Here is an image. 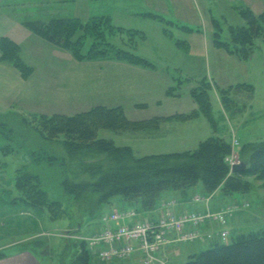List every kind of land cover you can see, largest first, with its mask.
Returning <instances> with one entry per match:
<instances>
[{
    "label": "rangeland",
    "instance_id": "obj_1",
    "mask_svg": "<svg viewBox=\"0 0 264 264\" xmlns=\"http://www.w3.org/2000/svg\"><path fill=\"white\" fill-rule=\"evenodd\" d=\"M181 2L180 5H175L173 2L165 5L160 1V4L156 5L155 1L152 2V0H0V37L9 36L12 39H14L13 37H19L22 41L28 39L23 32L28 30L24 25L26 21H48L52 18L72 17L87 23L96 16L111 15V20L116 27L120 26L134 30L144 29L143 31L150 37L147 43L152 47L159 45L157 42L160 41V37H165L160 34L162 25H165V27L170 26L173 41L162 39L172 47L174 53H168V57L175 61L176 58L182 55L173 48L174 43H178L180 40L179 44L184 43L186 45V41L189 45L191 44L192 53L204 55V48L201 47L202 44L199 39L204 36L202 31H208L207 29L211 25L214 29L213 36L216 27L215 19L219 21L222 28L221 37L223 40H230V27L246 25V21L241 14L242 10L240 11L241 7H246L247 3L245 1L181 0ZM251 4L252 8L260 13L258 10L262 6L261 2L251 0ZM178 8L182 9L186 17L177 13ZM146 10L160 13L166 16L168 20H175L176 23H164L158 18L144 17L142 12ZM178 24L183 25L178 28ZM182 26L191 27V30ZM206 31L205 34H207ZM102 32H104L103 28ZM134 36L130 38L129 33L116 30L113 31V34L102 35L98 39L89 37L88 40L94 39L97 44L103 45L107 41L115 48L135 51L137 50V44L133 49L131 45L136 38L137 43L141 39ZM210 56H213V54ZM198 59L199 61L194 66V73L201 70L205 74L207 72L206 62L200 58ZM216 61V59L209 58L208 64V73L218 77H216V81L213 82L214 86L210 90L216 135L231 141L232 153H235L236 159L242 162L240 156L242 145L246 142L264 140V39L260 37L256 40L253 54L248 59H242L243 64L239 66L240 69L227 62L224 68V71L227 72L225 75L222 69H218ZM96 65L98 64L96 63ZM211 65L215 70L212 69ZM57 66L62 67V65L52 64V67ZM75 71L77 72L76 69ZM79 72L86 74L94 72V70L82 63ZM103 73H106V71ZM178 77L181 76L178 75ZM183 77H186V75ZM244 77H248L253 83L254 96L249 97L248 91H243L241 94H232L231 100L223 105V102L219 99L220 89L222 88L220 86L227 87L228 85L224 84H228V82L239 83L246 80ZM181 79L184 80L182 77ZM208 79L212 82L211 78ZM66 110H71L69 114H74L72 108L69 107ZM63 112L66 113L67 111H61L60 113ZM39 115L37 113L25 114L20 112L0 114V122L10 123V127L17 132L14 133L16 136L12 139L0 133V147L9 146L13 148V151H8L9 153L6 154L3 151L0 152V251L13 256L24 250L23 255L21 253L20 256H22L18 259L21 264H65V262L71 260V254L75 250V245L72 246L70 240L78 241L83 237L90 236L96 227H92L93 229L87 228L90 224L84 221L82 228L77 231L76 220L71 223L73 221L72 217L61 214L62 208L60 206L58 210L54 208V211L52 207L31 206L20 197L19 191L16 190V170L26 167L40 176L42 187L48 192L50 200L62 202V205L69 203L68 195L65 193L62 184L64 172L61 165L50 163L47 160L36 161L31 150L38 149L48 155L65 158L68 166H70V175L73 177L74 173L80 171L76 159L71 158L72 154L66 151L64 135L52 136L48 132L44 133L47 134V136H44L41 133L37 123ZM98 137L112 139L119 145L129 143L117 131L107 128H100ZM233 137H237L240 143L235 145ZM131 143L135 144L134 141ZM103 157L104 155L99 154L83 159L94 162L102 161ZM83 173L82 177H85L90 172L84 169ZM249 179L253 183L250 191L236 192L231 196L237 200L226 197L227 200L220 206V208L230 210L228 223H226L230 235L227 239L218 238L221 242H232L242 232L264 229V178L251 175ZM199 189L200 187L195 188V190ZM121 199L120 195L114 196L109 203L105 204L103 212H109L112 203L119 204ZM80 202L77 200L73 203V209L75 208L78 219L79 215L83 218L84 214ZM241 210H243V213L237 219V222L232 221L236 212ZM90 222L94 224L92 226L96 225V220ZM229 226L231 229H229ZM219 229L221 227L217 229L213 226L209 231L214 233V237H217L216 233ZM230 230H232V233ZM90 232L92 233L90 234ZM22 245L24 247H20ZM176 245L184 248V251L186 247L194 245L201 251L211 247L212 239L196 240L188 243L178 242ZM91 252L92 261L90 264H110L96 259V254L93 251ZM188 259L189 257L183 254L179 259V264H184Z\"/></svg>",
    "mask_w": 264,
    "mask_h": 264
},
{
    "label": "trees",
    "instance_id": "obj_2",
    "mask_svg": "<svg viewBox=\"0 0 264 264\" xmlns=\"http://www.w3.org/2000/svg\"><path fill=\"white\" fill-rule=\"evenodd\" d=\"M240 11L246 25L230 27V40H223L222 28L215 19L213 40L216 46L242 59H248L255 50L256 40L260 37L264 39V11L256 13L249 6L241 7ZM148 15L164 23H172L159 13H148ZM24 25L48 42L70 50L79 60L114 56L136 64L152 65L133 50L115 48L107 41L104 45L94 41L102 35L113 34L116 30L129 33L130 38L134 35L135 38L144 37L141 31L116 27L111 17L107 15L96 16L87 23L78 18L62 17L48 21H26ZM183 27L191 30V27ZM89 37L94 39L88 40ZM136 44L137 38L131 45L132 49ZM0 60L16 66L24 78H28L33 73V67L21 56L20 44L9 36L0 37ZM179 84L181 83L169 87L168 94H174ZM243 86L254 90V86L249 83L237 85V87ZM212 87L209 80L203 79L197 86L191 88L190 94L199 107L185 114V117H195L203 113L214 123L210 101ZM232 89V86L220 89L224 104L231 100ZM37 123L42 134L50 132L52 136L64 135L66 151L72 154L71 158L76 159L80 171L74 173L73 177L70 175V166L65 158L48 155L38 149L31 150L34 160H47L61 165L64 172L62 184L69 203L62 205V202L50 200L48 192L42 187L40 176L26 167L16 170V190L31 206L52 207L53 211L54 208L58 210L60 206L61 214L72 217L71 223L76 220L77 231L82 228L84 221L90 224L87 228L93 227L94 224L90 221L97 218H100V226H104L103 215L113 212H103L105 204L116 195H120L126 202L138 204L142 209L147 210L153 209L166 191L187 192L200 187L199 192L207 196L215 191L231 196L236 192H247L252 189L253 183L249 176L257 175L259 178H264V140L246 142L242 145L240 156L246 162V167L241 171L233 172L227 161V157L232 154L231 141L224 137H209L201 141L193 150L142 157L136 156L131 146L118 145L112 139L98 137L100 128L118 131L137 126L139 122L129 120L122 107L98 106L72 115L40 114ZM9 124L5 121L0 122V133L12 139L17 132ZM1 151L6 154L9 153L8 151H13V148L0 147ZM99 154L104 155L102 161L89 162L83 159ZM82 169L89 170V175L82 177ZM77 200L81 201L80 205L84 213L83 218L79 215V219L75 208L73 209V203ZM70 242L72 246L75 245V250L71 254V260L65 264H90L92 252L88 242L83 238L78 241L72 239ZM5 255L6 253L0 251V260ZM184 264H264V229L239 233L235 240L228 243L216 239L212 241L211 247L192 254Z\"/></svg>",
    "mask_w": 264,
    "mask_h": 264
},
{
    "label": "crops",
    "instance_id": "obj_3",
    "mask_svg": "<svg viewBox=\"0 0 264 264\" xmlns=\"http://www.w3.org/2000/svg\"><path fill=\"white\" fill-rule=\"evenodd\" d=\"M153 1H155L156 5H159L160 1L165 5L169 4V2H173L175 5L182 4L181 0ZM240 1H245L247 3L246 6L250 8L253 7L251 0ZM257 1L262 4L258 11H264V1ZM142 13L144 14L142 16L154 19L155 17L148 15V13L157 12L146 10ZM177 13L185 16L180 8L177 9ZM211 18L215 19L214 17ZM172 23L175 24L176 21L173 20ZM181 25L178 24V28ZM143 30H138L144 33V37L140 38L141 41L137 43L135 52L151 62V66L132 63L114 56L79 60L70 50L48 42L29 29L27 31L24 30L23 32L28 39L22 41L19 37L13 38L20 44L21 56L27 64L33 67V73L28 78H24L16 66L10 62L0 60V114L6 115L20 112L25 114L72 115L69 114L71 110H66L69 107L72 108L74 114L88 111L98 106L122 107L129 120L139 123L135 128L115 131L120 136L122 135L125 141H129L128 144L120 145L131 146L134 154L138 157L193 150L198 147L201 141L212 136H218L216 135L215 124L205 114L200 113L195 117L184 116L199 107L190 94V90L197 86L201 80L207 78L212 79V82H210L214 86L213 82L216 81L217 76L215 77L213 74L210 75L208 73L209 58L217 60L218 69H222L225 75L227 72L224 71V68L227 62L240 69L239 66L243 64L242 59L226 49L216 46L212 36L214 30L212 25L207 29L208 31L205 30L207 34H205L204 30L202 31L204 36L199 39L202 44L201 47L204 48V55L192 53L191 44L189 45L187 41L186 45L184 43L179 44L180 40V42L174 43L173 48L182 55L176 58L175 61L168 57V53L173 52L172 47L162 39L173 41L170 26L165 27V25H162L160 34L165 37H160V41L157 42L159 45L156 47H152L147 43L150 37ZM192 33L194 32L192 31ZM211 54L213 56H210ZM198 58L206 62L205 68L207 72L205 74L201 70L194 73V66L199 61ZM82 63L86 67L93 69L94 72L86 74L79 72ZM52 64L62 65V67H52ZM211 67L215 70L212 65ZM104 71L106 73H103ZM184 75L186 77H183ZM244 78L246 80L239 83L228 82V84H224L228 85L227 87H220L228 88L232 86V94H241L243 91H248V96L252 97L255 94V88L254 90H249L244 86L237 87L238 84L243 83L253 85L248 77ZM178 82L181 83L178 85V90L174 94H168L169 87L176 86ZM219 99L222 101L220 94ZM223 105L225 104L223 103ZM61 111L67 112L60 113ZM132 141L135 144L131 143ZM197 192L199 190H195V188L187 192L166 191L160 197L157 205L153 209L147 210L142 209L138 204H132L121 199L119 204L112 203L109 212L133 209L138 213V219H156L168 211L175 214H184L192 210L203 212L208 209L218 210L227 200L226 197L237 200L235 197L225 196L219 191H215L211 193L212 197L208 203L195 202L193 195ZM171 199H175L174 204H164V202L168 203ZM242 213L243 210L236 212L232 221L235 220L237 222ZM95 224L93 226L96 227L94 232L103 227V225L100 226V218L96 219ZM212 227V225L208 224L205 231L211 230ZM89 228L93 229L92 227ZM229 229H231L230 226ZM230 231L232 233V230ZM216 239L218 238L214 237L212 241ZM176 244L169 243L162 250L161 256L167 260V264H179V259L183 254L190 257L192 254L200 252L194 245L186 247L184 251V248ZM20 247H24V245ZM21 253L23 255L24 250L13 256L6 254L0 260V264H21L18 260L22 256H20ZM95 258L98 259L97 256ZM133 263H141L140 253L133 255L131 260L114 261L110 264Z\"/></svg>",
    "mask_w": 264,
    "mask_h": 264
},
{
    "label": "built area",
    "instance_id": "obj_4",
    "mask_svg": "<svg viewBox=\"0 0 264 264\" xmlns=\"http://www.w3.org/2000/svg\"><path fill=\"white\" fill-rule=\"evenodd\" d=\"M233 140L235 145L240 143L236 137ZM227 161L231 168L240 162L235 153L228 156ZM210 198L201 192L193 196L195 202L208 203ZM174 203L175 199L164 202L166 205ZM229 213L230 210L224 208L204 212L192 210L184 214L168 211L156 219H138V213L133 209L115 210L103 215L105 224L100 231L83 239L98 259L105 263L131 260L133 255L140 253V264H167L161 256L163 248L169 243L212 239L214 233L205 231L208 223L221 227L216 235L227 239L230 233L224 227Z\"/></svg>",
    "mask_w": 264,
    "mask_h": 264
},
{
    "label": "water",
    "instance_id": "obj_5",
    "mask_svg": "<svg viewBox=\"0 0 264 264\" xmlns=\"http://www.w3.org/2000/svg\"><path fill=\"white\" fill-rule=\"evenodd\" d=\"M246 167V162L245 161H242V162H240V163H238V164H236V165H234V167H233V172H235V171H241L242 169H244Z\"/></svg>",
    "mask_w": 264,
    "mask_h": 264
}]
</instances>
